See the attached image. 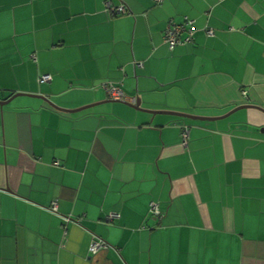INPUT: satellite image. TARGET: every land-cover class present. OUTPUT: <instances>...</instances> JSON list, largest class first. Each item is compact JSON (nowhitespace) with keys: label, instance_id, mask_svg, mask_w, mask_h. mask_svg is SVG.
<instances>
[{"label":"crops","instance_id":"0c3cea01","mask_svg":"<svg viewBox=\"0 0 264 264\" xmlns=\"http://www.w3.org/2000/svg\"><path fill=\"white\" fill-rule=\"evenodd\" d=\"M0 101V264H264V0H0Z\"/></svg>","mask_w":264,"mask_h":264},{"label":"built area","instance_id":"2783aa9c","mask_svg":"<svg viewBox=\"0 0 264 264\" xmlns=\"http://www.w3.org/2000/svg\"><path fill=\"white\" fill-rule=\"evenodd\" d=\"M156 3H161L163 0H154ZM116 10H118V12H125L124 7H119L116 8ZM192 23L191 20L186 19V21L182 22V23H175V22H171L170 25L168 26V28L165 31V40L170 44L171 48H174L178 43L181 42V36L182 34L186 33V31H191L190 28H188V25H190ZM208 32H213L212 30H208ZM191 34L186 36L187 38H190ZM52 78L51 74H45L41 77V81H49ZM111 91V96L113 98L116 99H125V96L122 92L120 91H116V89L114 88V86L109 87ZM182 139H183V143L187 144V141L189 139L190 136V128L189 127H185L182 130L181 133ZM58 163V162H57ZM51 210L56 211L57 210V203L54 202V204L50 207ZM150 212L154 215H161V211L159 209V206L156 202H152L150 204ZM118 214L116 213H111L110 217L114 218L117 217ZM107 247L106 243L103 240H96L93 242L92 246H91V251L96 253L98 252L101 248Z\"/></svg>","mask_w":264,"mask_h":264},{"label":"water","instance_id":"95a60500","mask_svg":"<svg viewBox=\"0 0 264 264\" xmlns=\"http://www.w3.org/2000/svg\"><path fill=\"white\" fill-rule=\"evenodd\" d=\"M16 95H30V96H35V97H40V98H43L45 99L46 101H48L51 105H53L54 107L56 108H59L61 110H65V111H68V112H75V111H78V110H82L84 108H80V109H65V108H60L58 106H56L54 103H52L45 95H42V94H29V93H18ZM15 96V95H14ZM125 99H108L106 100L107 102H110V101H120V102H124V103H127L131 106H133L134 108L136 109H141V110H146V109H143L142 106H141V100L138 98L137 102L134 103V104H130L126 101H124ZM9 101V100H8ZM8 101H0V105H3L5 103H7ZM242 107H247L246 105H242L238 108H236L234 111L238 110V109H241ZM148 111H151L153 113L155 112H158V113H166V114H172V115H178V116H184V117H188V118H192V119H200V120H206V119H210V120H213V119H218L219 117H202V116H195V115H191V114H186V113H182V112H176V111H155V110H148ZM223 118V117H221Z\"/></svg>","mask_w":264,"mask_h":264},{"label":"trees","instance_id":"16d2710c","mask_svg":"<svg viewBox=\"0 0 264 264\" xmlns=\"http://www.w3.org/2000/svg\"><path fill=\"white\" fill-rule=\"evenodd\" d=\"M189 20V19H188ZM41 79V78H40ZM39 79V80H40ZM40 82H42L41 80H40ZM44 82V81H43ZM185 127H189L190 128V126L189 125H183L182 126V128H181V133H182V130H183V128H185ZM56 164H57V162H56ZM154 215V214H153ZM156 216H158V215H156ZM158 217H160V215L158 216Z\"/></svg>","mask_w":264,"mask_h":264}]
</instances>
